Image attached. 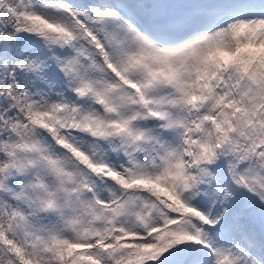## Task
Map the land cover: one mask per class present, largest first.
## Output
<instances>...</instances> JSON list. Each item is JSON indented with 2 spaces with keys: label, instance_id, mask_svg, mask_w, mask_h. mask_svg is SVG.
<instances>
[{
  "label": "snow or ice",
  "instance_id": "6c2138e0",
  "mask_svg": "<svg viewBox=\"0 0 264 264\" xmlns=\"http://www.w3.org/2000/svg\"><path fill=\"white\" fill-rule=\"evenodd\" d=\"M0 264H264V0H0Z\"/></svg>",
  "mask_w": 264,
  "mask_h": 264
}]
</instances>
